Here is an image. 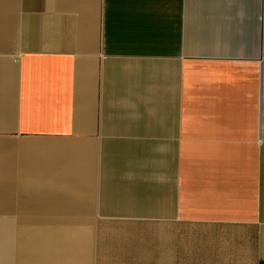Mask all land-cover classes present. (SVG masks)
Instances as JSON below:
<instances>
[{
    "label": "crops",
    "instance_id": "1",
    "mask_svg": "<svg viewBox=\"0 0 264 264\" xmlns=\"http://www.w3.org/2000/svg\"><path fill=\"white\" fill-rule=\"evenodd\" d=\"M0 264H264V0H0Z\"/></svg>",
    "mask_w": 264,
    "mask_h": 264
},
{
    "label": "rangeland",
    "instance_id": "2",
    "mask_svg": "<svg viewBox=\"0 0 264 264\" xmlns=\"http://www.w3.org/2000/svg\"><path fill=\"white\" fill-rule=\"evenodd\" d=\"M25 249H24V254H23V257L26 258V247H27V242H26V238H25Z\"/></svg>",
    "mask_w": 264,
    "mask_h": 264
}]
</instances>
